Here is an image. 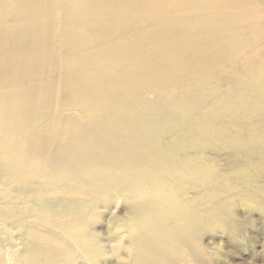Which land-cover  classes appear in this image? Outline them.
I'll list each match as a JSON object with an SVG mask.
<instances>
[{"label":"bare ground","instance_id":"1","mask_svg":"<svg viewBox=\"0 0 264 264\" xmlns=\"http://www.w3.org/2000/svg\"><path fill=\"white\" fill-rule=\"evenodd\" d=\"M263 73L264 0H0V264H29L5 246L22 212L94 264L98 202L118 199L131 208L108 233L123 245L127 231L121 264L196 262L193 229L226 208L219 190L201 207L186 195L220 177L208 150L229 148L226 122L248 119ZM28 192L62 200L20 210ZM48 203L72 204L68 219Z\"/></svg>","mask_w":264,"mask_h":264},{"label":"rangeland","instance_id":"2","mask_svg":"<svg viewBox=\"0 0 264 264\" xmlns=\"http://www.w3.org/2000/svg\"><path fill=\"white\" fill-rule=\"evenodd\" d=\"M7 42H10V40H7ZM249 78L250 81L253 80L252 77ZM263 82L264 80L262 82H252V84L256 85V89L254 90L255 93L250 94L249 92V101L253 106L251 115L248 119L246 121L242 119V123L231 120L226 122V126L228 128L230 127L231 131L228 134V137L224 140V143L227 144L229 148H232V150L227 148V146L226 149H217L216 152L213 153H211L212 150H208L207 154L215 159L214 162L217 164V170L218 173H220L218 175L220 177L211 179L207 184H202L205 185L204 191L196 193L192 189L186 195L192 203L201 207L204 202L210 200L212 193H209V188L214 189L215 192H218L219 190V198H221L226 208V214L222 215L216 221L204 218V222L201 223V226L193 229L192 232L197 237V247L194 251L198 253V257L195 258L196 262L191 261L188 262V264H264ZM222 91L223 93L229 91L227 85L224 84L222 86ZM150 96L152 97L151 94ZM189 124L192 127L195 123L193 124L189 122ZM203 126L206 128L210 125L205 123ZM236 130L240 131V133ZM248 131L253 132L251 136L248 134ZM169 137L170 138H164L165 143H168L170 140L178 141V138H181L177 135ZM233 138H235L237 143L233 141ZM211 140L212 139L209 140L210 145H215L216 143L214 144ZM238 143H240V145ZM243 152L247 153V155L242 157ZM212 158H210V160ZM149 183V180H145L142 182V186L149 185ZM33 187H35V185H33ZM199 187H201V185ZM231 187L233 189H231ZM154 193L157 194L155 191ZM52 195L53 194L48 192H36L32 195L29 192L28 194L24 193L23 199H21L26 202H20L18 207L19 209L21 208L20 210L30 207V204L27 203L29 199L32 204L36 205L42 204L41 200H53L54 197L57 198V200H62L59 196ZM98 203L100 205L102 204V206L97 209L100 213L102 212L101 216H103V218L102 220L99 218V221L96 220L91 227L100 231L98 237L101 239V242H103L102 245L105 246L106 250L104 251L105 255L98 257L95 263L121 264V262H129L127 255L130 253L129 250L131 249V245L126 239V236H124L127 231L123 229L120 233L123 245L116 244V239L108 236V233L113 231L115 226L119 229L117 226L118 223L119 226H124L126 223V215L131 210L129 204L121 199L116 201L103 200ZM48 204L49 209L50 206L54 205L53 203ZM68 205L70 206L72 204L57 203L53 207H61L59 212L61 215L58 216L64 221L69 217L66 214L69 211ZM206 212H211V208L206 210ZM22 213L18 214L17 219H19L20 222H23L24 226L19 231L15 230L13 235L16 244L13 242L14 244L11 243L13 245H5L9 251L15 254L16 261L18 260L17 262H29V264L30 262H51L50 260L55 257H61L63 259L69 255H73L72 258L74 259L73 262H75V264H93L91 263L92 260H90L91 255L94 254L93 251L85 254V252L83 253L81 251L80 246H76L78 248L77 252L74 251L76 247L71 246L70 239L64 234L60 235L57 228H50L48 224H45L41 220H37L36 223V217L34 218L32 213ZM112 216L117 218L118 221L111 223L110 220ZM47 228H50L49 231H46L48 230ZM31 230L36 234H31ZM90 231L92 230L90 229ZM64 241L65 243L67 242L66 245ZM117 246L118 248L120 247L118 250L116 249ZM189 255H191L189 256V259L191 258L192 260L193 254L190 253ZM182 264L184 263L182 262Z\"/></svg>","mask_w":264,"mask_h":264}]
</instances>
